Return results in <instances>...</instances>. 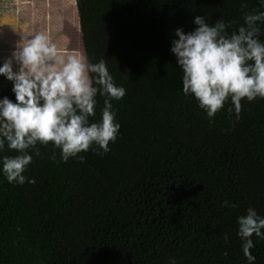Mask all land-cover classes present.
I'll return each instance as SVG.
<instances>
[{"label": "trees", "instance_id": "1", "mask_svg": "<svg viewBox=\"0 0 264 264\" xmlns=\"http://www.w3.org/2000/svg\"><path fill=\"white\" fill-rule=\"evenodd\" d=\"M77 7L86 57L104 59L126 89L112 101L119 134L107 153L95 146L79 153L84 163L62 162L58 148L38 143L23 173L35 183L11 184L0 174V264H169L170 257L248 264L237 217L249 207L264 216V98L242 100L234 123L229 99L209 122L183 94L170 47L174 29L193 30L196 15L227 20L231 33L244 12L264 8L258 0H77ZM259 27L264 41V22ZM11 88L0 76V98L14 101ZM103 99L90 122L100 119ZM225 200L235 207H222ZM252 240L254 264H264V239Z\"/></svg>", "mask_w": 264, "mask_h": 264}, {"label": "clouds", "instance_id": "2", "mask_svg": "<svg viewBox=\"0 0 264 264\" xmlns=\"http://www.w3.org/2000/svg\"><path fill=\"white\" fill-rule=\"evenodd\" d=\"M258 3L264 8V0ZM243 21L229 33L227 20L209 24L196 15L193 30L174 29L170 52L182 70V92L196 99L209 122L229 99L227 111L234 113V123L240 119L242 100L264 98V41L259 39L264 11L244 12ZM0 76L11 83L15 97L0 98V152L7 146L17 153L0 156V174L9 183H35L23 173L33 159L29 150L39 156L38 143L58 148L62 162L75 158L84 163L79 153L92 146L100 150L98 155L107 153L117 139L121 125L112 101L122 99L126 89L116 84L104 59L93 63L80 52L66 53L37 31L20 37L10 57L0 62ZM97 96L104 98L100 119L90 122ZM51 159L55 162V151ZM221 206L235 207L227 200ZM237 225L243 254L254 264L252 236L264 239V216L249 207L237 217ZM169 264H177L176 259L170 257Z\"/></svg>", "mask_w": 264, "mask_h": 264}, {"label": "rangeland", "instance_id": "3", "mask_svg": "<svg viewBox=\"0 0 264 264\" xmlns=\"http://www.w3.org/2000/svg\"><path fill=\"white\" fill-rule=\"evenodd\" d=\"M11 13L15 20L8 17ZM37 31L47 34L66 53L75 51L86 56L77 0H0L2 61L10 57L21 36Z\"/></svg>", "mask_w": 264, "mask_h": 264}, {"label": "crops", "instance_id": "4", "mask_svg": "<svg viewBox=\"0 0 264 264\" xmlns=\"http://www.w3.org/2000/svg\"><path fill=\"white\" fill-rule=\"evenodd\" d=\"M16 6H17V5L15 4L13 7H16ZM13 14H14V13H13ZM13 14H12V13H11V14H9V15H8V17H10V18H11L12 16H14ZM11 19L15 20L14 18H11ZM0 60H1V59H0Z\"/></svg>", "mask_w": 264, "mask_h": 264}]
</instances>
